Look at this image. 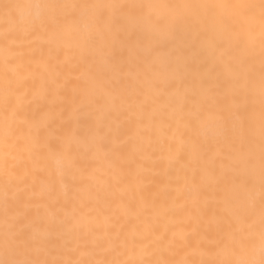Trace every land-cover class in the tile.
Here are the masks:
<instances>
[{"label":"bare ground","instance_id":"1","mask_svg":"<svg viewBox=\"0 0 264 264\" xmlns=\"http://www.w3.org/2000/svg\"><path fill=\"white\" fill-rule=\"evenodd\" d=\"M0 264H264V0H0Z\"/></svg>","mask_w":264,"mask_h":264}]
</instances>
